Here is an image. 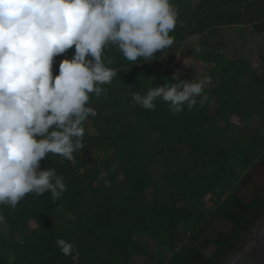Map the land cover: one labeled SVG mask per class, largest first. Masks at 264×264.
<instances>
[{
    "label": "trees",
    "instance_id": "trees-1",
    "mask_svg": "<svg viewBox=\"0 0 264 264\" xmlns=\"http://www.w3.org/2000/svg\"><path fill=\"white\" fill-rule=\"evenodd\" d=\"M209 1L202 0L197 17L188 15L181 24L180 10L188 13L192 3L173 0L174 43L152 61L135 65L116 47L105 50L117 78L90 100L97 115L84 124V147L72 161L53 154L41 161V170L53 168L63 176L67 191L56 201L49 192L29 193L14 209L0 205L6 221L0 225V264H133L136 258L140 264H227L242 248L264 216V190L251 201L235 193L264 157V74L257 75L249 60L224 65L222 57L202 50L196 57L217 66L219 84L205 88L214 103L174 115L160 99L148 110L127 96L164 86L151 82L163 69L170 79L179 72L171 83L192 79L173 63L190 34L219 24ZM229 3L239 15L232 22L264 31V0ZM74 51L54 57L53 76ZM260 62L264 66V54ZM221 218L235 228L210 239L207 223ZM57 239L74 251L63 254ZM148 242L155 245L152 251Z\"/></svg>",
    "mask_w": 264,
    "mask_h": 264
},
{
    "label": "clouds",
    "instance_id": "clouds-1",
    "mask_svg": "<svg viewBox=\"0 0 264 264\" xmlns=\"http://www.w3.org/2000/svg\"><path fill=\"white\" fill-rule=\"evenodd\" d=\"M177 20L173 0H0V205L14 209L29 193L61 198L63 176L41 170V161L49 154L72 161L84 147V124L97 115L90 100L117 78L105 50L116 47L134 64L152 61L173 45ZM73 47L53 76L54 57ZM209 83L179 78L132 99L148 110L160 99L176 115L214 103ZM55 243L65 255L74 251L63 239Z\"/></svg>",
    "mask_w": 264,
    "mask_h": 264
},
{
    "label": "crops",
    "instance_id": "crops-1",
    "mask_svg": "<svg viewBox=\"0 0 264 264\" xmlns=\"http://www.w3.org/2000/svg\"><path fill=\"white\" fill-rule=\"evenodd\" d=\"M229 2H231V0H210L206 4L207 8L214 10V22L220 21L219 24L213 25V28L205 33L196 32L195 34H190V36H188L181 44L180 50H178L177 54L175 55L173 64L182 67L176 63L179 61V57L181 55H186L185 57H192L195 60L198 59L202 63L206 64L205 61L196 57V53L204 50L210 51L222 57L223 59H228L231 61L236 58L249 60L251 62L250 65H252L255 55L244 57L241 56V52H245L246 49H255L257 46H260V48L264 49V31H260L253 24H236L232 22V20L239 18V15L234 13L237 9L230 5ZM191 3L192 5L188 13L186 8L184 11H182V9L180 10L184 13V18H182V16L180 17V20L182 21L181 24L187 23L186 16L189 15L191 19H194L197 17V13L200 11L202 0H191ZM188 31H192V27H190ZM263 54L264 51H262V54L260 52V57ZM260 57H258L259 62ZM211 64L216 66V63ZM141 262L142 261L140 258H136L133 261V264H140Z\"/></svg>",
    "mask_w": 264,
    "mask_h": 264
},
{
    "label": "water",
    "instance_id": "water-1",
    "mask_svg": "<svg viewBox=\"0 0 264 264\" xmlns=\"http://www.w3.org/2000/svg\"><path fill=\"white\" fill-rule=\"evenodd\" d=\"M260 166L261 163H258L250 170L243 181L250 179V176L255 174V170H260ZM260 188L264 190V184H262ZM237 191L235 193H237ZM213 222V220H210L206 227H210ZM223 227H228V229ZM234 228V224L221 218L216 222L214 234L216 237H219L224 232L230 234ZM227 264H264V216L257 222L256 226L248 235L242 248L231 256Z\"/></svg>",
    "mask_w": 264,
    "mask_h": 264
},
{
    "label": "rangeland",
    "instance_id": "rangeland-1",
    "mask_svg": "<svg viewBox=\"0 0 264 264\" xmlns=\"http://www.w3.org/2000/svg\"><path fill=\"white\" fill-rule=\"evenodd\" d=\"M262 51H264V49L260 48V46H257L255 49L251 48V49H246V51L241 52V56L244 57H250V56H254L253 58V62H252V68L253 70L256 72L257 75L261 76L264 74V66L261 64V62H259V58L260 57V52L262 54ZM186 55H181L179 57V61L176 62L177 64H179L180 66L184 67V69H187L190 71L191 76H192V80L194 79H202L204 77H209L210 78V83L207 84L205 86V88H215L217 87V85L219 84V80L218 78L213 74L214 73V68L217 66H214L213 64H208V63H202L200 60H195L192 57H185ZM231 60L228 59H223L221 64H226ZM221 66V65H220ZM151 82H162V83H171V79L168 76L167 72L165 69L160 70V71H156L155 74L151 77ZM133 96L132 93L127 94V96ZM136 103L133 102V106ZM92 129V127L90 128V130ZM245 178V177H244ZM243 178V179H244ZM208 207H211V204H208ZM214 223V222H213ZM211 223V225L213 224ZM210 225V226H211ZM209 228V227H206ZM223 230V229H222ZM148 247L150 248V250L152 251L154 249V243L153 242H148L147 243Z\"/></svg>",
    "mask_w": 264,
    "mask_h": 264
},
{
    "label": "flooded vegetation",
    "instance_id": "flooded-vegetation-1",
    "mask_svg": "<svg viewBox=\"0 0 264 264\" xmlns=\"http://www.w3.org/2000/svg\"><path fill=\"white\" fill-rule=\"evenodd\" d=\"M259 163H261L260 170H255V174L253 176L251 175L250 179H247L245 181H243L242 179L237 189V195L244 200L251 201L255 196L259 195L263 191L260 187L262 184H264V157ZM217 221H215V223H213L208 228V236L210 239H214L216 237V235L214 234V228L216 227ZM225 229H228V227H226Z\"/></svg>",
    "mask_w": 264,
    "mask_h": 264
},
{
    "label": "built area",
    "instance_id": "built-area-1",
    "mask_svg": "<svg viewBox=\"0 0 264 264\" xmlns=\"http://www.w3.org/2000/svg\"><path fill=\"white\" fill-rule=\"evenodd\" d=\"M187 243V242H186Z\"/></svg>",
    "mask_w": 264,
    "mask_h": 264
}]
</instances>
